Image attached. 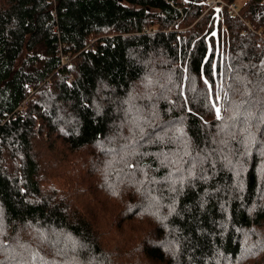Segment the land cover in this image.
Segmentation results:
<instances>
[{
	"label": "trees",
	"instance_id": "obj_1",
	"mask_svg": "<svg viewBox=\"0 0 264 264\" xmlns=\"http://www.w3.org/2000/svg\"><path fill=\"white\" fill-rule=\"evenodd\" d=\"M221 1L0 0V264L264 254V0Z\"/></svg>",
	"mask_w": 264,
	"mask_h": 264
},
{
	"label": "rangeland",
	"instance_id": "obj_2",
	"mask_svg": "<svg viewBox=\"0 0 264 264\" xmlns=\"http://www.w3.org/2000/svg\"><path fill=\"white\" fill-rule=\"evenodd\" d=\"M205 1L207 4L217 3V4L221 5L222 7L224 6V2L221 0H205ZM243 1H245V0H235V3L237 5H239ZM231 6H233V4H231L229 7L227 6L229 8V11H232ZM233 8H234V11H232V12H235L236 7H233ZM187 27H189V26H187ZM187 27H182V29H186ZM258 36H260V34H258ZM263 40H264V36H263ZM24 109H25V106H24L22 111H24ZM120 143H124L123 140H121ZM46 182H49V184L51 183L50 180H48ZM83 196H84V198H86V196H87V193L84 191H83ZM114 196H116L115 193H114ZM105 199H106V203L108 205V209H110L111 206H112V209L114 208V206H115V208L118 209L120 204H124V195L120 198H116L117 202L114 203L113 205H109L110 200H108V198H105ZM111 204H112V202H111ZM105 209H107V207ZM255 260L256 261L253 263V261H254L253 257H251L249 259H244V260L242 259V257H239L233 264H264V254H262V255L260 254V256H258L257 258L255 257ZM224 264H228V263H224Z\"/></svg>",
	"mask_w": 264,
	"mask_h": 264
},
{
	"label": "built area",
	"instance_id": "obj_3",
	"mask_svg": "<svg viewBox=\"0 0 264 264\" xmlns=\"http://www.w3.org/2000/svg\"><path fill=\"white\" fill-rule=\"evenodd\" d=\"M205 5H207L208 7L216 8V9L222 7L221 5H219V4H217V3L207 4L206 1H205ZM231 9H232V11H234L233 6H231ZM25 104H26V101H25V100L22 101V102L19 104V106L13 111V114H11V116L14 117V116L19 115L20 113H22V112H23L22 110H23Z\"/></svg>",
	"mask_w": 264,
	"mask_h": 264
},
{
	"label": "snow or ice",
	"instance_id": "obj_4",
	"mask_svg": "<svg viewBox=\"0 0 264 264\" xmlns=\"http://www.w3.org/2000/svg\"><path fill=\"white\" fill-rule=\"evenodd\" d=\"M216 112H217V118H220V109L217 108V109H216Z\"/></svg>",
	"mask_w": 264,
	"mask_h": 264
}]
</instances>
